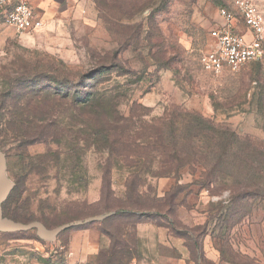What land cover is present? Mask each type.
<instances>
[{
  "label": "rangeland",
  "instance_id": "obj_1",
  "mask_svg": "<svg viewBox=\"0 0 264 264\" xmlns=\"http://www.w3.org/2000/svg\"><path fill=\"white\" fill-rule=\"evenodd\" d=\"M236 1L32 0L44 26L26 33L0 17V264L134 263V232L127 242L123 232L138 217L101 213L138 191L157 230L144 247L150 263L264 264V178H231L214 146L236 135L264 150V65L217 76L201 64L220 9ZM86 98L113 101L134 122L175 117L182 159L110 156L71 108ZM181 111L198 117L181 121ZM24 114L35 121L27 136ZM87 228L114 241L91 263L71 248Z\"/></svg>",
  "mask_w": 264,
  "mask_h": 264
},
{
  "label": "trees",
  "instance_id": "obj_2",
  "mask_svg": "<svg viewBox=\"0 0 264 264\" xmlns=\"http://www.w3.org/2000/svg\"><path fill=\"white\" fill-rule=\"evenodd\" d=\"M70 101L73 111L86 117L85 126L90 130V133L86 132V135L89 138H95L94 145L96 143L99 147L108 150L110 156L142 160L153 152L162 156L168 155L172 161L182 159L181 152L176 148L177 137L180 136L182 127L175 117L162 118L159 125L155 121L144 124L140 119L134 122L133 118L136 117L134 112L129 115L124 114L113 101L101 102L94 98L93 100L86 98L83 101ZM28 115L30 114H24L21 118V128L22 130L26 128V130L24 129L25 136L29 134L28 130L35 128V121ZM138 117L140 116L138 115ZM194 117H198L195 112H180L181 121L185 122ZM207 129L217 130L215 126H209ZM205 130L206 128H202L196 138L202 139L206 135ZM215 135L217 134L215 133ZM234 139L235 141L224 144L221 139H217L214 143V146L219 149L216 152L218 164L222 166L224 163H229L234 167V172L230 174L231 178L241 177L251 170L254 174L253 179L261 176L264 178V150L261 149V143L257 144V141L253 143L250 138L242 139L236 135H234ZM166 165L163 163L164 167ZM179 169L181 167L178 165L176 172ZM115 198L119 204L115 207H107L101 214L113 211L121 214L131 212L132 216L138 217V221L141 217H147L146 212L150 207L141 201L139 191L138 198L134 202L129 194L124 198ZM99 203H102V199Z\"/></svg>",
  "mask_w": 264,
  "mask_h": 264
},
{
  "label": "built area",
  "instance_id": "obj_3",
  "mask_svg": "<svg viewBox=\"0 0 264 264\" xmlns=\"http://www.w3.org/2000/svg\"><path fill=\"white\" fill-rule=\"evenodd\" d=\"M219 14L222 22L210 32L214 47L201 57L203 68L218 76L251 62L264 65V11L252 0H237ZM0 17L19 33L44 26L32 0H0Z\"/></svg>",
  "mask_w": 264,
  "mask_h": 264
},
{
  "label": "crops",
  "instance_id": "obj_4",
  "mask_svg": "<svg viewBox=\"0 0 264 264\" xmlns=\"http://www.w3.org/2000/svg\"><path fill=\"white\" fill-rule=\"evenodd\" d=\"M44 20V19H43ZM125 196V195H124ZM123 195L121 197H124ZM118 197V196H117ZM101 200V196L95 199L93 202L97 203ZM142 219L138 221V223L132 227L133 231L129 232V230H124L123 232V241L127 242V238L130 233L134 232V240L133 246L131 248L132 252L134 251L133 261L134 263L129 264H154L145 259L144 247L148 240H157L155 225L146 220L145 217H141ZM80 238L82 241L77 242L76 239ZM130 243V242H129ZM127 243L128 245H130ZM114 241L113 238L109 235V233L104 232L103 230H94V229H83V232L80 234L74 235L71 241V248L73 252H77L78 250L82 251L87 261L89 259L90 263L97 259V256L100 255L103 251H108L113 247ZM79 245V246H78Z\"/></svg>",
  "mask_w": 264,
  "mask_h": 264
},
{
  "label": "water",
  "instance_id": "obj_5",
  "mask_svg": "<svg viewBox=\"0 0 264 264\" xmlns=\"http://www.w3.org/2000/svg\"><path fill=\"white\" fill-rule=\"evenodd\" d=\"M2 203H3V190L0 189V218L2 216V211H3V209H2ZM0 227H6V225H4V224H2L0 222Z\"/></svg>",
  "mask_w": 264,
  "mask_h": 264
}]
</instances>
